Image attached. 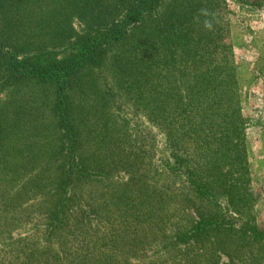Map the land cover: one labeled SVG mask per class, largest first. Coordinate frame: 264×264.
I'll return each mask as SVG.
<instances>
[{"label": "trees", "instance_id": "trees-1", "mask_svg": "<svg viewBox=\"0 0 264 264\" xmlns=\"http://www.w3.org/2000/svg\"><path fill=\"white\" fill-rule=\"evenodd\" d=\"M130 8L135 13L138 5ZM127 34L85 36L77 62L72 56L9 64L36 80L52 79L58 94L51 142L31 144L17 125L9 126L12 136L0 135V264L19 257L21 264H235L241 255L242 264H264V228L250 213L244 177L233 169L238 158L201 157L199 136L211 129L192 126L193 115L209 111L215 125L223 113L222 119L233 116L237 137H244L235 111L217 110L219 87L207 82L212 86L200 95L174 97L164 90L154 100L153 121L166 134V156L160 158L156 143L145 137L130 144L107 122L92 131L67 109L70 78L96 57L95 40H102L104 57ZM201 100L213 111L186 108ZM172 102L176 118L163 110ZM144 155L155 169L137 177Z\"/></svg>", "mask_w": 264, "mask_h": 264}, {"label": "rangeland", "instance_id": "rangeland-1", "mask_svg": "<svg viewBox=\"0 0 264 264\" xmlns=\"http://www.w3.org/2000/svg\"><path fill=\"white\" fill-rule=\"evenodd\" d=\"M72 1L73 6L67 0H0V135L12 136L9 126L17 125L22 137L32 139L31 144H48L55 137V82L28 77L14 64L54 63L72 56L77 62L85 36L128 29L126 38L113 42L104 57L102 40H95L96 57L70 78L64 97L67 109L74 110L92 131L107 122L125 134L130 144L145 137L156 143L160 158L166 156V134L162 123L153 121L154 100L164 90L171 97L172 93L200 95L212 82L221 94L217 110H234L244 137H237L233 116L222 119L223 113L219 114L213 125L209 111L193 115L197 125L192 126L212 133L199 136L201 157L238 158L233 169L248 179L243 182L250 196V213L263 229L264 0ZM133 2L138 5L135 13L130 8ZM43 44L44 51L38 50ZM42 57L47 60L39 62ZM178 106L185 109L183 103ZM192 107L195 113L213 111L203 100L186 108ZM167 108L163 110L172 111L176 118L179 110L173 102ZM144 158L145 168L137 177L144 169H155ZM239 174L231 176L239 178ZM241 259L242 255L236 257L235 264H242ZM15 260L10 264H21V257Z\"/></svg>", "mask_w": 264, "mask_h": 264}]
</instances>
